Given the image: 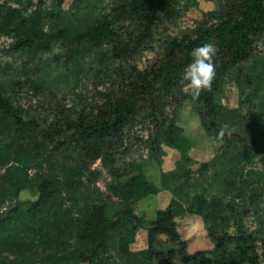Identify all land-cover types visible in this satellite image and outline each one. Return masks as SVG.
Returning a JSON list of instances; mask_svg holds the SVG:
<instances>
[{
    "label": "trees",
    "instance_id": "trees-1",
    "mask_svg": "<svg viewBox=\"0 0 264 264\" xmlns=\"http://www.w3.org/2000/svg\"><path fill=\"white\" fill-rule=\"evenodd\" d=\"M65 1L51 0L53 18L74 6L72 12L92 14L79 32L56 26L44 14L42 0L31 8L32 0H15L16 6L0 4V37L10 40L11 53L34 55L58 43L66 55L94 51L98 72L107 74L112 86L99 92L101 103L58 102L44 117L11 96L21 89L17 79L0 88V208L23 190L37 195L27 208L18 202L0 216V264H264V94L256 92L254 70L264 61L258 50L264 42V0H214L189 33L166 32L158 39L179 17L178 0H110L104 7L101 0H72L63 11ZM156 42L159 53L141 68L136 60ZM206 42L217 48L216 75L212 91L194 101L179 80L192 51ZM231 74L241 97L236 107L221 100ZM185 100L208 135L218 137L230 120L221 155L196 169L175 118ZM135 123L150 124L141 139L144 153L120 163L118 147ZM163 147L169 156H179L165 171ZM143 159L160 167L161 189L172 194L150 220L134 212L136 201L159 192L142 172ZM96 161L111 177L104 191L96 186L102 171L91 168ZM208 174L211 181L204 178ZM194 187L198 192L190 194ZM186 214L201 219L211 250L187 251L175 221ZM141 226L146 246L133 251Z\"/></svg>",
    "mask_w": 264,
    "mask_h": 264
},
{
    "label": "rangeland",
    "instance_id": "rangeland-1",
    "mask_svg": "<svg viewBox=\"0 0 264 264\" xmlns=\"http://www.w3.org/2000/svg\"><path fill=\"white\" fill-rule=\"evenodd\" d=\"M10 2L16 6L15 0H0V4ZM32 0L30 8L33 2ZM197 6L186 4L189 0H178L179 17L175 22L167 24L164 30L156 38L170 36H180L183 33H189L202 18V13L212 10L215 6L214 0H196ZM44 14L56 22V26L66 27L69 31L79 32L84 29L90 22L92 14L88 10H69L63 13L62 18L55 19L52 15L50 6L51 0H42ZM110 0H101L99 6H106ZM23 3L25 4L24 0ZM72 4V0H66L62 5L63 11H66ZM165 34V35H163ZM10 40L0 37V88L6 87L9 80L17 79L22 86L21 89L15 90L11 95L23 109L29 112L40 114L42 117L47 116L50 106L60 102L63 105L71 106L72 104L80 105L88 102L101 103L99 92H107L112 84L108 75H100L98 72L99 65L97 63L96 53L93 51H83L81 54L75 55L65 54L60 44L52 46L48 52L30 53H11L8 51ZM259 58L264 57V42L259 43ZM159 53V45L156 42L154 49L144 51L136 60L141 68L148 66L156 58ZM249 62L246 66L252 65ZM112 68V67H110ZM255 72L259 74L256 82V92L259 96L264 94V61L262 65L255 66ZM235 75L225 79L223 85V93L221 95L222 102L228 107L238 106L240 95L238 83L233 79ZM114 79V75L112 74ZM111 78V79H112ZM24 84V85H23ZM8 95L9 89L5 90ZM171 111V109L169 110ZM176 123L183 130V134L190 144L188 152L189 158L193 161L191 167L196 169L202 162H207L214 157L221 155V139L205 133L200 124L197 113L192 108L189 100L183 101L181 106L175 112ZM229 119V118H228ZM230 120H227V124ZM150 129L149 123H135L129 127L124 139L118 147L120 163L129 160H139L141 154L144 153L141 139H145ZM165 162L161 164L162 170L173 168L178 155L169 156L168 148L163 147ZM255 162H258L255 160ZM141 169L147 180L159 189L155 195H149L134 203V212L136 216L142 219L150 220L155 217L156 211L165 208L172 194L161 189V173L160 167L151 159H143L140 161ZM254 166L257 167L255 163ZM100 169L102 177L97 180L96 186L101 190H105L107 182L111 181V177L103 170L100 161H96L92 167ZM0 168V174L2 173ZM35 170L31 169L30 173L34 174ZM196 175H193V178ZM204 178L211 181L210 174ZM124 177L122 180H127ZM215 186V184H213ZM198 192V188L194 187L190 194ZM37 195L28 190L19 193L18 199L7 198L4 205L0 208V216H4L9 208L21 203L22 209L36 200ZM177 230L181 239L185 242L188 252L197 250L209 251L212 244L207 237L206 229L201 219L195 215L176 216ZM246 226L251 230L255 227V217L250 214L246 218ZM146 246V228L141 226L137 229L136 238L130 248L133 251L140 250Z\"/></svg>",
    "mask_w": 264,
    "mask_h": 264
},
{
    "label": "clouds",
    "instance_id": "clouds-1",
    "mask_svg": "<svg viewBox=\"0 0 264 264\" xmlns=\"http://www.w3.org/2000/svg\"><path fill=\"white\" fill-rule=\"evenodd\" d=\"M217 48L214 44L206 42L195 48L192 53V62L188 64L180 77L179 84L182 91L197 100L202 92H211L212 84L216 75L215 57ZM230 136L229 125L223 124L217 133L218 138Z\"/></svg>",
    "mask_w": 264,
    "mask_h": 264
}]
</instances>
